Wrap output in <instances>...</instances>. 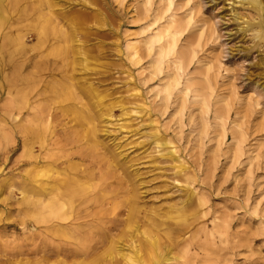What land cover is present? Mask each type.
I'll use <instances>...</instances> for the list:
<instances>
[{"label": "rangeland", "instance_id": "rangeland-1", "mask_svg": "<svg viewBox=\"0 0 264 264\" xmlns=\"http://www.w3.org/2000/svg\"><path fill=\"white\" fill-rule=\"evenodd\" d=\"M40 1L33 12L24 5L32 15L19 31L25 56L74 69L87 95L75 91L99 117L103 151L136 190L139 210L127 219V209H115L121 224L91 256L57 258L39 229L15 225L16 212L2 202L1 144L0 264H126L129 257L157 264L148 236L162 252L159 264H264V41L253 7L241 0ZM138 14L149 17L133 24ZM172 19L185 23L184 32L154 70L165 40L150 52L144 44ZM35 23L44 43L30 37ZM59 29L67 35L55 41ZM60 47L68 52L52 54ZM61 75L43 83L56 88Z\"/></svg>", "mask_w": 264, "mask_h": 264}, {"label": "bare ground", "instance_id": "bare-ground-1", "mask_svg": "<svg viewBox=\"0 0 264 264\" xmlns=\"http://www.w3.org/2000/svg\"><path fill=\"white\" fill-rule=\"evenodd\" d=\"M36 1L0 0V145L4 144L2 151L7 163V176L1 181L2 202L8 206L9 213L16 212L15 225H21L23 230L39 229L38 238L41 242H50L44 247L57 258L91 256L103 244L111 242L112 233L121 224L115 209H127V219L138 214V196L118 175L120 164L103 151L99 117L89 110L90 103L83 102V94L77 95V87L86 92L82 88L84 83L75 78L74 69L67 70L65 62L60 67L55 60L36 58V51V56H25V38L19 31L23 19L32 15H24L27 10L24 5H30L33 12L42 4ZM44 2L48 4L47 0ZM239 2L250 4L255 10L258 17L255 24L262 29L259 37L264 41L261 0ZM181 7L178 5L177 9ZM137 16L133 24L149 17ZM40 22L38 30L43 27ZM184 24L172 19L167 27L146 40L147 52L152 43L163 40L166 43L152 61L154 70L163 53L175 46L176 37L184 32ZM4 27L8 29L5 32ZM36 27L35 23L30 37L44 43L46 37ZM140 30L139 34L147 32L145 28ZM66 35L59 29L51 37L55 41L64 40ZM53 49L52 54L56 56L68 52L62 47ZM135 56L140 60L137 52ZM63 71L66 74L62 76ZM59 75L62 81L56 83V88H48L43 83L55 81ZM165 90L168 95L169 85ZM17 151L19 156L12 160ZM107 206H112V210H106ZM15 225L5 224V228L16 230ZM148 238L149 255L158 259L159 264L162 252L156 254V241ZM112 249L109 247L108 251L112 253ZM126 264H136V260L129 257Z\"/></svg>", "mask_w": 264, "mask_h": 264}]
</instances>
